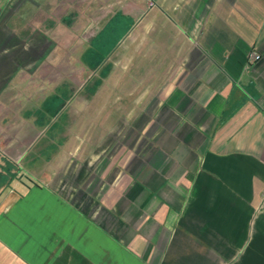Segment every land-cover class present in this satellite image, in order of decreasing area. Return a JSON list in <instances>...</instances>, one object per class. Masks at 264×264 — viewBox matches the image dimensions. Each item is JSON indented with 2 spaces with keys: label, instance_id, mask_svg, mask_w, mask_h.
<instances>
[{
  "label": "crops",
  "instance_id": "obj_1",
  "mask_svg": "<svg viewBox=\"0 0 264 264\" xmlns=\"http://www.w3.org/2000/svg\"><path fill=\"white\" fill-rule=\"evenodd\" d=\"M122 1L101 28L169 41L153 118L46 137V98L22 110L37 117L0 147V264H264V0Z\"/></svg>",
  "mask_w": 264,
  "mask_h": 264
},
{
  "label": "rangeland",
  "instance_id": "obj_2",
  "mask_svg": "<svg viewBox=\"0 0 264 264\" xmlns=\"http://www.w3.org/2000/svg\"><path fill=\"white\" fill-rule=\"evenodd\" d=\"M120 7L122 0L4 2L0 10V137L4 144L0 147L5 154L13 151L11 138L29 130L22 121L37 117L36 112L27 115L22 110L40 106L44 98L40 121L46 123V137L67 120L84 123L90 133L98 130L94 126L100 125L102 131L110 122L123 132L127 118L133 122L153 118L162 86H158L160 68L170 56L165 46L169 41L155 31L140 34L138 27L137 36L130 40L126 35L131 27H127L133 18L101 28L108 14ZM115 49L128 50L130 59H119L112 54ZM85 57L101 62L93 69L82 62ZM115 106L116 113L107 111ZM52 110L56 113L50 118Z\"/></svg>",
  "mask_w": 264,
  "mask_h": 264
},
{
  "label": "built area",
  "instance_id": "obj_3",
  "mask_svg": "<svg viewBox=\"0 0 264 264\" xmlns=\"http://www.w3.org/2000/svg\"><path fill=\"white\" fill-rule=\"evenodd\" d=\"M261 58V55L259 52H257L256 50H250L247 55H246V59L248 63H252L257 61L258 59Z\"/></svg>",
  "mask_w": 264,
  "mask_h": 264
},
{
  "label": "trees",
  "instance_id": "obj_4",
  "mask_svg": "<svg viewBox=\"0 0 264 264\" xmlns=\"http://www.w3.org/2000/svg\"><path fill=\"white\" fill-rule=\"evenodd\" d=\"M90 65H91V66H95V65H97V63L94 64V63L91 62Z\"/></svg>",
  "mask_w": 264,
  "mask_h": 264
}]
</instances>
